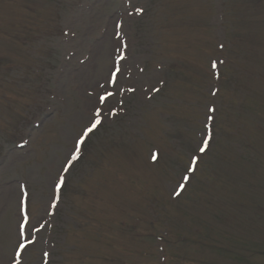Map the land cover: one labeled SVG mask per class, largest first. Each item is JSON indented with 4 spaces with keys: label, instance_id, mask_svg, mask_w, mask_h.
<instances>
[{
    "label": "rangeland",
    "instance_id": "374dc122",
    "mask_svg": "<svg viewBox=\"0 0 264 264\" xmlns=\"http://www.w3.org/2000/svg\"><path fill=\"white\" fill-rule=\"evenodd\" d=\"M0 59L25 66L0 73V264L25 191L45 226L21 264H264V0H0ZM96 106L115 114L64 174Z\"/></svg>",
    "mask_w": 264,
    "mask_h": 264
},
{
    "label": "snow or ice",
    "instance_id": "6c2138e0",
    "mask_svg": "<svg viewBox=\"0 0 264 264\" xmlns=\"http://www.w3.org/2000/svg\"><path fill=\"white\" fill-rule=\"evenodd\" d=\"M144 11L143 7H136L135 13L142 14ZM129 15H132L129 12ZM123 27L122 21H117L114 25L115 29V36L119 39L122 38L123 33L121 29ZM222 47V45H221ZM124 59L123 53L117 57L116 63L114 65L115 71L110 73L109 79L107 83L112 85V88L115 89L109 90L105 89L103 85H100V88L103 91V94H98L97 96V105H103L107 102L109 97H112L117 94L119 91V86L117 85V76L120 73L119 61ZM222 63V62H221ZM211 68L213 70L217 69V62L213 60L211 62ZM218 78V75H217ZM154 91H159V89H153ZM218 91V90H217ZM215 94V93H213ZM209 111L214 112L215 108H210ZM112 114L114 115L115 112L113 109H108L107 112L99 107L96 106L93 109V114L89 119V122L84 126L83 131L77 137L74 148L70 153V158L66 160L65 166L62 168V173L66 174L69 170L73 167L74 163L80 159L82 147L85 145V142L90 138V134L93 133L103 122V119L106 115ZM212 119V117H209ZM212 139V134L210 131L206 132L201 141L196 145V152L191 154L189 164L185 169V174H182L180 177V182L174 187L173 191L174 194L179 196L186 188L187 183L190 181L191 177L187 175V173H195L197 166L200 162V155H203L207 152L209 142ZM152 159L155 161L157 159V154H153ZM61 174L58 178L54 181V197L51 203V207L55 208L56 205L60 201V192L65 184V175ZM23 187V186H22ZM27 192H22V199H21V221L18 223L17 227V242L15 246V254L13 264H21V254L25 251L29 244H34L35 240L33 239L32 233L33 231L39 232L42 228H44V223H40L37 221L36 223H30L29 215L27 212ZM44 257L47 258L49 253L45 252Z\"/></svg>",
    "mask_w": 264,
    "mask_h": 264
},
{
    "label": "trees",
    "instance_id": "16d2710c",
    "mask_svg": "<svg viewBox=\"0 0 264 264\" xmlns=\"http://www.w3.org/2000/svg\"><path fill=\"white\" fill-rule=\"evenodd\" d=\"M34 19H36V18H34ZM38 27H39L38 25H34V26H30L29 28H34L33 33L38 34V33L41 32V30H40ZM7 67H14V68H18L19 70H22L25 66L21 65L20 63H18V64L13 63V65H11V64L6 63L5 60L0 59V73L4 70V68H7ZM27 70H28L30 73L33 72V71H35V69L32 68L31 66L27 67ZM172 71L174 72V70H172ZM38 76H40L39 73H38ZM26 97H27V96H26ZM4 101H5V99H4V98H1V99H0V104H1L2 102H4ZM25 105H26V104H25ZM22 109H27V106H24ZM0 114H3V113H0ZM66 187H67V185L65 186L64 189H66ZM217 248H218V249H222V250H224V247H221V246H219V247H217Z\"/></svg>",
    "mask_w": 264,
    "mask_h": 264
}]
</instances>
